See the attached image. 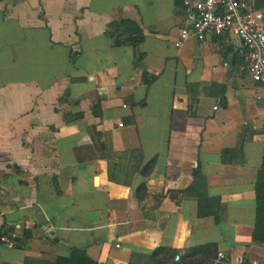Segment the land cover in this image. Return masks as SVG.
I'll use <instances>...</instances> for the list:
<instances>
[{
    "label": "crops",
    "instance_id": "0c3cea01",
    "mask_svg": "<svg viewBox=\"0 0 264 264\" xmlns=\"http://www.w3.org/2000/svg\"><path fill=\"white\" fill-rule=\"evenodd\" d=\"M183 19L182 0H0V264L205 243L264 262V85L232 33L177 46Z\"/></svg>",
    "mask_w": 264,
    "mask_h": 264
},
{
    "label": "built area",
    "instance_id": "2783aa9c",
    "mask_svg": "<svg viewBox=\"0 0 264 264\" xmlns=\"http://www.w3.org/2000/svg\"><path fill=\"white\" fill-rule=\"evenodd\" d=\"M184 19L176 45L194 38L199 41L208 36L232 33L238 39L236 49L240 60L239 70L253 82L264 85V7L256 8L254 0H182ZM15 233L0 235V242L13 246ZM184 254L180 251L174 260ZM214 262L231 264L222 251ZM237 264H264L255 260L240 259Z\"/></svg>",
    "mask_w": 264,
    "mask_h": 264
},
{
    "label": "trees",
    "instance_id": "16d2710c",
    "mask_svg": "<svg viewBox=\"0 0 264 264\" xmlns=\"http://www.w3.org/2000/svg\"><path fill=\"white\" fill-rule=\"evenodd\" d=\"M149 83V81H148ZM98 106V105H97ZM80 115H64V120L70 122ZM155 158L146 163L148 171L153 166ZM145 171L144 174H147ZM255 224L252 241L264 244V155L255 181ZM17 240V239H15ZM180 250L158 247L149 254L132 252L128 264H213L218 248L216 243H205L183 249L184 254L175 261L174 257ZM33 264V263H26ZM36 264H99L90 259L83 250H73L69 256H57L51 261L40 260Z\"/></svg>",
    "mask_w": 264,
    "mask_h": 264
},
{
    "label": "water",
    "instance_id": "95a60500",
    "mask_svg": "<svg viewBox=\"0 0 264 264\" xmlns=\"http://www.w3.org/2000/svg\"><path fill=\"white\" fill-rule=\"evenodd\" d=\"M254 4L256 8H263L264 7V0H254Z\"/></svg>",
    "mask_w": 264,
    "mask_h": 264
}]
</instances>
